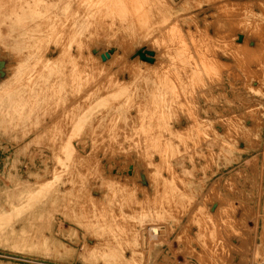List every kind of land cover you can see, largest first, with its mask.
Here are the masks:
<instances>
[{"label": "rangeland", "instance_id": "obj_1", "mask_svg": "<svg viewBox=\"0 0 264 264\" xmlns=\"http://www.w3.org/2000/svg\"><path fill=\"white\" fill-rule=\"evenodd\" d=\"M0 264H264V0H0Z\"/></svg>", "mask_w": 264, "mask_h": 264}, {"label": "bare ground", "instance_id": "obj_2", "mask_svg": "<svg viewBox=\"0 0 264 264\" xmlns=\"http://www.w3.org/2000/svg\"><path fill=\"white\" fill-rule=\"evenodd\" d=\"M82 1V0H81ZM85 3V2H84ZM130 8V7H129ZM111 9V8H110ZM93 17V16H92Z\"/></svg>", "mask_w": 264, "mask_h": 264}]
</instances>
